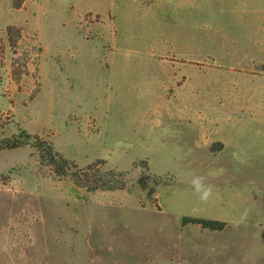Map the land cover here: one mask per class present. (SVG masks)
Returning <instances> with one entry per match:
<instances>
[{
	"label": "rangeland",
	"instance_id": "374dc122",
	"mask_svg": "<svg viewBox=\"0 0 264 264\" xmlns=\"http://www.w3.org/2000/svg\"><path fill=\"white\" fill-rule=\"evenodd\" d=\"M25 134L124 186L0 150V264H264V0H0V143Z\"/></svg>",
	"mask_w": 264,
	"mask_h": 264
},
{
	"label": "trees",
	"instance_id": "16d2710c",
	"mask_svg": "<svg viewBox=\"0 0 264 264\" xmlns=\"http://www.w3.org/2000/svg\"><path fill=\"white\" fill-rule=\"evenodd\" d=\"M14 30H18L14 25L7 27L9 35ZM24 137H13L12 140L2 141L0 143V150L18 148L24 144L31 143V140L34 139V146L39 150L40 162L42 164L52 165L58 176L70 175L76 184L86 187L89 191L123 188L124 180L121 178L123 173L114 169H102L100 166L104 164V161L97 160L89 164L86 168H80L75 162L61 155L48 140L37 135L31 136L30 134H25ZM188 222L199 223L203 227L212 230L222 229L225 226L224 221L185 216L183 223L186 224Z\"/></svg>",
	"mask_w": 264,
	"mask_h": 264
},
{
	"label": "clouds",
	"instance_id": "9594fccd",
	"mask_svg": "<svg viewBox=\"0 0 264 264\" xmlns=\"http://www.w3.org/2000/svg\"><path fill=\"white\" fill-rule=\"evenodd\" d=\"M191 185L202 203H208L213 198V186L205 183V177L194 176Z\"/></svg>",
	"mask_w": 264,
	"mask_h": 264
}]
</instances>
